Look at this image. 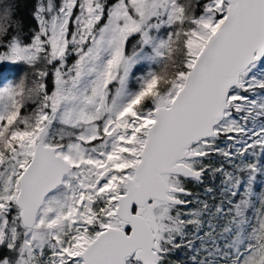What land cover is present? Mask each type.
<instances>
[{
	"label": "snow or ice",
	"instance_id": "obj_1",
	"mask_svg": "<svg viewBox=\"0 0 264 264\" xmlns=\"http://www.w3.org/2000/svg\"><path fill=\"white\" fill-rule=\"evenodd\" d=\"M16 7L0 264H264V0Z\"/></svg>",
	"mask_w": 264,
	"mask_h": 264
},
{
	"label": "trees",
	"instance_id": "obj_2",
	"mask_svg": "<svg viewBox=\"0 0 264 264\" xmlns=\"http://www.w3.org/2000/svg\"><path fill=\"white\" fill-rule=\"evenodd\" d=\"M14 4L17 6L14 10L17 13V18L24 19L29 27H34V21H32L29 13L31 12V4L34 3V0H13ZM2 67V66H0ZM17 71V70H15ZM8 72L6 68L4 69V75ZM207 183V182H206ZM217 185L219 181L215 182ZM191 190L195 193H199L202 199H207L208 197L204 193L203 186L192 184L189 186ZM176 257L181 260H187V257L184 256L183 252H178Z\"/></svg>",
	"mask_w": 264,
	"mask_h": 264
},
{
	"label": "rangeland",
	"instance_id": "obj_3",
	"mask_svg": "<svg viewBox=\"0 0 264 264\" xmlns=\"http://www.w3.org/2000/svg\"><path fill=\"white\" fill-rule=\"evenodd\" d=\"M6 70L8 71L5 73V76H7V81L18 80L20 78V76L23 75V73L19 71L17 66H12L11 71H9V69H7V68H6ZM15 70H17V71H15ZM7 81H4V82H7ZM262 179H264V178H261V177L257 178V184L258 185L261 183Z\"/></svg>",
	"mask_w": 264,
	"mask_h": 264
}]
</instances>
